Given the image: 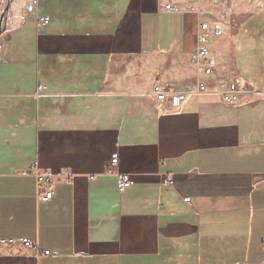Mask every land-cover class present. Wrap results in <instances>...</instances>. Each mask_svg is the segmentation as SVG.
<instances>
[{"label": "crops", "instance_id": "obj_1", "mask_svg": "<svg viewBox=\"0 0 264 264\" xmlns=\"http://www.w3.org/2000/svg\"><path fill=\"white\" fill-rule=\"evenodd\" d=\"M7 20L0 264H264V10L12 0ZM202 20L224 31L211 77L191 62ZM225 77L253 98L198 92ZM158 84L187 94L180 110L157 102ZM39 172L53 175L47 202ZM118 175L133 186L121 192Z\"/></svg>", "mask_w": 264, "mask_h": 264}, {"label": "built area", "instance_id": "obj_2", "mask_svg": "<svg viewBox=\"0 0 264 264\" xmlns=\"http://www.w3.org/2000/svg\"><path fill=\"white\" fill-rule=\"evenodd\" d=\"M34 7H29V11L32 12ZM166 11L171 13H178L180 9L175 6H166ZM226 16L222 15L221 19H225ZM41 24L48 22L47 18H39ZM224 31L221 28L213 27L211 22L202 20L198 25L197 42L198 47L196 51L191 55V61L196 66L199 74L202 76H210L215 70L214 60L211 54L210 44L213 39L223 36ZM197 90L200 93L207 92L206 82L200 81L197 85ZM221 94L223 96V102L230 106L240 105L238 94L231 89V86L223 83L221 85ZM154 95L157 102L169 108L173 111H178L182 108L187 99V94L178 90L164 88L162 85H156L154 88ZM119 161V155L114 154L109 164L110 171L117 174V166ZM169 183V181H168ZM37 184L40 199L42 201H50L53 197V175L50 172H39L37 174ZM133 186V182L128 175H118V188L121 192L130 189ZM186 203L191 202L190 198L184 199ZM14 241L9 242L10 244ZM26 246H32L31 242L23 241Z\"/></svg>", "mask_w": 264, "mask_h": 264}, {"label": "rangeland", "instance_id": "obj_3", "mask_svg": "<svg viewBox=\"0 0 264 264\" xmlns=\"http://www.w3.org/2000/svg\"><path fill=\"white\" fill-rule=\"evenodd\" d=\"M208 1L210 3H218L220 6L225 7L226 9H229V11L238 12V14L241 13L242 17H245V15H247L250 12L255 11V10L256 11L257 10L258 11H263L264 10V0H208ZM223 36H224V34H223ZM223 36L217 37V38H215L213 40H218V39L222 38ZM227 62H228V65H229V59H227ZM214 72H215V70H214ZM214 72H213V74H214ZM212 75L206 76V77H211ZM223 83L230 85L231 89L237 92L238 98H240L239 99L240 104H242L244 102H248L249 98H253L252 96H250L251 94L248 91L246 85H244V84L240 85L239 84L238 87L235 88L232 85V83L230 82L229 77H225L224 80H222L221 82L219 81L218 84L216 82H210V83L206 82L207 89H208L207 92L209 90L214 89L215 91L219 92V95L223 99V96L221 94L222 93L221 92V85Z\"/></svg>", "mask_w": 264, "mask_h": 264}, {"label": "water", "instance_id": "obj_4", "mask_svg": "<svg viewBox=\"0 0 264 264\" xmlns=\"http://www.w3.org/2000/svg\"><path fill=\"white\" fill-rule=\"evenodd\" d=\"M11 2L12 0H7V3L1 13V16H0V34L4 32L5 30V25H6V19H7V15H8V12H9V8L11 6Z\"/></svg>", "mask_w": 264, "mask_h": 264}, {"label": "trees", "instance_id": "obj_5", "mask_svg": "<svg viewBox=\"0 0 264 264\" xmlns=\"http://www.w3.org/2000/svg\"><path fill=\"white\" fill-rule=\"evenodd\" d=\"M6 1L7 0H0V5L2 8L5 6ZM7 22H8V20L6 19V27H7Z\"/></svg>", "mask_w": 264, "mask_h": 264}]
</instances>
